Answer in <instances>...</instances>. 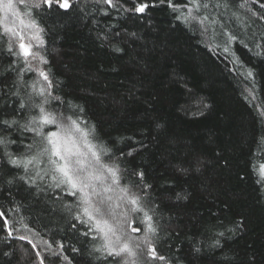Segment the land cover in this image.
<instances>
[{"label": "trees", "instance_id": "16d2710c", "mask_svg": "<svg viewBox=\"0 0 264 264\" xmlns=\"http://www.w3.org/2000/svg\"><path fill=\"white\" fill-rule=\"evenodd\" d=\"M69 2L68 10L31 9L60 97L46 107L94 127L93 142L110 150L133 191L150 185L143 193L158 226L150 238L166 259L146 256L142 230L131 234L133 247L141 242L136 264H264V0H201L209 7L199 11L171 0L177 12L168 0ZM140 2L156 6L125 10ZM189 10L218 23L186 21ZM7 38L0 16V264H121L95 250L98 235H84L78 196L56 187L40 138L2 123L37 115L32 85H45L22 70Z\"/></svg>", "mask_w": 264, "mask_h": 264}, {"label": "snow or ice", "instance_id": "6c2138e0", "mask_svg": "<svg viewBox=\"0 0 264 264\" xmlns=\"http://www.w3.org/2000/svg\"><path fill=\"white\" fill-rule=\"evenodd\" d=\"M24 2L25 0H20L21 4ZM103 3L112 7H119L118 4L114 3V0H103ZM160 3L164 4L165 0H160ZM189 3L197 11L209 7L207 3L202 4L201 0H189ZM0 5H2L6 16L11 12L20 20L21 24L25 23L20 17V13L15 10L13 0H6V2L0 0ZM168 5L174 12L180 11L179 6L172 4L171 0H168ZM155 6L154 3L140 2L134 8L125 10L143 14L150 7ZM216 6L218 7V5ZM25 7L29 8L27 14L30 17L26 26L34 30L32 40L35 41V46L39 51L33 50V44L25 43L22 34L5 25L4 35L8 37L6 40L7 50L9 53L22 57L26 64L22 70L38 72L42 80L46 82V86L41 85L37 88L36 84L32 85L33 92L41 97L40 103L30 102L29 104V107L38 109L37 115L30 116L28 121L22 125L15 119L4 120L2 123L15 125L40 138L41 153L48 158V163L51 165V178L56 182V187L66 186L72 196H78L80 211L77 219L88 226V232H85L84 235L95 233L103 241L101 246L95 249L96 251L106 253L107 256L120 257L121 264H129V260L124 259L127 256L133 258L131 264H136L134 258L137 257V250L141 248V242H137L133 247L131 234L140 233L143 230L145 234L142 243L146 246V256L154 260H165L164 256L158 255L150 238L155 236L158 231L153 216L149 214L152 209L147 206V194L143 193V189L149 188L150 185L144 184L139 191H133V186L123 183L124 170L121 169L118 160L112 159L110 150L93 142L95 139L92 137V133L95 131L94 127L89 128L82 117L76 113L67 115L66 111H61L59 108L49 111L46 107L50 106L53 101H60V97L53 96L50 91L52 80L48 72L42 68L34 67L29 60L31 57L32 60H37L41 64L47 65L49 63L41 54L45 50V40L42 35L45 30L39 26L35 19H31V9L58 8L68 10L71 7L69 0H34V3L30 6L25 4ZM240 7H244V4H241ZM184 19L186 21L195 20L202 26L206 22L208 24L218 23L217 20H209L206 15L192 16L191 10ZM14 37H19V50L15 52L13 51ZM233 39L236 38L229 34V40ZM116 51H122V49L117 48ZM224 51H229L227 46L224 47ZM248 77H252L251 71L248 72ZM29 100L31 101L32 98L29 97ZM24 107L25 105L22 103L21 108ZM205 107L207 106L205 105ZM48 126L52 127L49 128ZM46 128H48L47 131H45ZM5 143L7 141L0 137V144ZM28 147L31 149L33 146L29 145ZM127 155H132V152ZM36 160L37 157L34 156L28 159L26 163L31 164ZM10 162L17 164L21 161L12 159ZM196 163L198 164L199 161ZM181 171L187 172L188 169H181ZM133 175L139 177L141 181L144 178L143 172H134ZM260 175L264 179V165L261 166ZM114 193H118V195L114 197ZM0 216H3L2 212H0ZM82 217L83 219H81ZM24 227L27 226L24 225ZM221 235L223 234L221 233ZM26 238L20 237V239ZM59 248L62 250L63 245H59ZM53 254L59 255V253ZM64 259L67 260L68 258L64 257ZM41 264H44L43 258H41Z\"/></svg>", "mask_w": 264, "mask_h": 264}, {"label": "rangeland", "instance_id": "374dc122", "mask_svg": "<svg viewBox=\"0 0 264 264\" xmlns=\"http://www.w3.org/2000/svg\"><path fill=\"white\" fill-rule=\"evenodd\" d=\"M5 2H6V0H5ZM13 3L15 5V10L20 13V17L25 21V23L21 24L20 20L17 19L14 15H12L11 12H9L6 16L5 12L3 11L2 5H0V16H1V23H2L3 29H4V26L7 25L9 28L13 29V31H16V32L22 34L24 37V42L33 44V46H34L33 50L39 51V49L35 46V41L32 40V32L34 30L26 26L29 22L30 17L27 14L29 12V8L25 7V4L30 6L32 3H34V0H25L24 4H21L20 0H13ZM13 44H14L15 49L18 51L19 50V47H18L19 37L13 38ZM29 60L34 67H39V68H42L44 70V64H41L37 60H32L31 57H29ZM36 73H38V72H36ZM41 79H42V77L39 80H41ZM41 82L46 85V82H44L42 80H41ZM116 195H118V193L113 194L114 197ZM117 211L119 212L120 210L118 209ZM132 245H133V243H132ZM34 246L36 247V249L39 252H41V254H44V251L48 250L45 243L41 240H36V241L34 240ZM125 258L128 259L130 264H131V261L133 258H130L127 256H125Z\"/></svg>", "mask_w": 264, "mask_h": 264}]
</instances>
